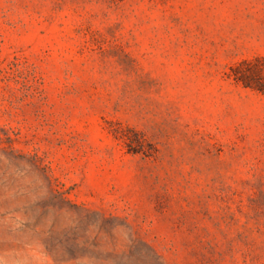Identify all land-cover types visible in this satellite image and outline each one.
I'll return each instance as SVG.
<instances>
[{"label": "rangeland", "instance_id": "1", "mask_svg": "<svg viewBox=\"0 0 264 264\" xmlns=\"http://www.w3.org/2000/svg\"><path fill=\"white\" fill-rule=\"evenodd\" d=\"M0 264H264V0H0Z\"/></svg>", "mask_w": 264, "mask_h": 264}]
</instances>
